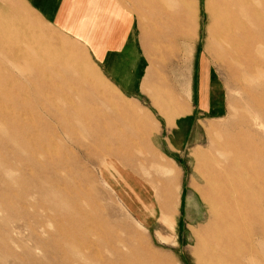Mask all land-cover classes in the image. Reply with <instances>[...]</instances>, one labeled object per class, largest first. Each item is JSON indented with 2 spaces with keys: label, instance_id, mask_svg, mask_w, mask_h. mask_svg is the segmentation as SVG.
Wrapping results in <instances>:
<instances>
[{
  "label": "rangeland",
  "instance_id": "374dc122",
  "mask_svg": "<svg viewBox=\"0 0 264 264\" xmlns=\"http://www.w3.org/2000/svg\"><path fill=\"white\" fill-rule=\"evenodd\" d=\"M227 1L130 0L144 39L192 40L226 100L184 147L160 74L156 111L127 103L77 40L0 0V264H207V207L228 204L229 264H264V0Z\"/></svg>",
  "mask_w": 264,
  "mask_h": 264
},
{
  "label": "crops",
  "instance_id": "0c3cea01",
  "mask_svg": "<svg viewBox=\"0 0 264 264\" xmlns=\"http://www.w3.org/2000/svg\"><path fill=\"white\" fill-rule=\"evenodd\" d=\"M23 2L43 25L69 39L77 40L103 79L127 103L139 107L148 104L154 109L150 93L160 74L170 89L184 100L185 112L174 118L171 127L158 114L165 128L170 129L169 134L178 137L177 143L180 146L186 147L194 142L198 137L197 128L204 125V122L220 119L227 113L226 100L224 102L211 70L200 60L198 52H194L192 40L179 28L172 33L173 36L171 34L167 38L170 40L164 45H157L151 38L144 39L138 27L136 5L131 4L130 0ZM189 47L191 51L184 57V51L189 50ZM157 125L149 133L141 131V136L148 139L152 135L161 134L163 126L159 122ZM175 143L174 140L170 142L169 148ZM152 145L155 146L154 142ZM193 189L196 190L195 187ZM205 211L200 215L202 221L205 220Z\"/></svg>",
  "mask_w": 264,
  "mask_h": 264
},
{
  "label": "bare ground",
  "instance_id": "6f19581e",
  "mask_svg": "<svg viewBox=\"0 0 264 264\" xmlns=\"http://www.w3.org/2000/svg\"><path fill=\"white\" fill-rule=\"evenodd\" d=\"M236 1L237 0H230V1L228 0L225 9H230L232 6H235ZM233 14L231 16V19H233L234 22L235 20H238L239 17L237 16L236 13ZM213 200L216 201L217 203L222 202L223 196L214 194ZM231 209L232 206L229 204L227 205L226 208H223L222 210H220L219 206L217 205L213 207L209 205L207 207V215H206L207 221L210 219V217H211V221L207 223L208 225L206 227L204 228L202 227V229L200 228L201 233L203 234L200 235L201 237L199 239V243H201L204 246V249H206V260L208 262L207 264L230 263L229 257L225 255V251L227 249L226 246L233 241V233L230 231V228L228 227L229 225L234 223V220H232L233 217L228 216L231 215L232 213Z\"/></svg>",
  "mask_w": 264,
  "mask_h": 264
}]
</instances>
